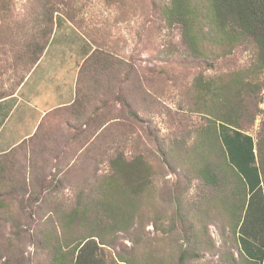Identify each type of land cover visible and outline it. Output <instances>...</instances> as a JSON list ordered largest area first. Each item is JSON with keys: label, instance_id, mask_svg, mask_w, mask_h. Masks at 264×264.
<instances>
[{"label": "rangeland", "instance_id": "obj_1", "mask_svg": "<svg viewBox=\"0 0 264 264\" xmlns=\"http://www.w3.org/2000/svg\"><path fill=\"white\" fill-rule=\"evenodd\" d=\"M168 1L0 0V95L16 88L38 50L65 42L52 40L55 33L95 49L77 76L80 121L59 114L45 123L52 134L41 146L39 199L17 201L24 210L14 218L20 227L11 232L18 242L8 249L9 261L53 263L56 245L69 252L89 225L96 227L99 209L104 233L97 239L106 240L95 250L101 264H261L246 256L239 239L250 194L236 184L242 191L235 194L230 181L229 190L208 185L193 167L206 152L194 145L209 139L200 78L230 81L239 74L253 83L238 93L246 107L233 128L257 144L264 136V72L247 76L253 47L193 55L180 27L168 23ZM50 6L51 32L43 30ZM119 156L146 174L131 191V208L107 190L119 177L113 165ZM257 164L264 193L260 155ZM75 209L91 210L84 213L88 223L67 224ZM128 210L134 219L118 226L114 214Z\"/></svg>", "mask_w": 264, "mask_h": 264}, {"label": "trees", "instance_id": "obj_2", "mask_svg": "<svg viewBox=\"0 0 264 264\" xmlns=\"http://www.w3.org/2000/svg\"><path fill=\"white\" fill-rule=\"evenodd\" d=\"M50 8L51 6L44 11V19L49 22V27L43 30L51 32L53 10ZM163 11L169 24L180 27L182 38L193 55L205 57L206 53L211 52L224 56L239 47L245 49L253 47L254 56L247 76L264 72V0H169ZM38 51L30 69L38 62L44 49ZM198 82L201 87L200 99H203L201 109L209 115L207 125L209 131L205 132L209 139L202 141V144L198 142L194 145L195 149L199 148L206 152H200L199 160L197 159L193 169L206 184L217 189L229 190L230 181L232 191L238 192L235 194L239 195L242 191L236 189L235 184L244 188V194H250L239 239L246 256L262 264L264 193L262 169L257 164V159L260 155L264 162V136L256 144L252 135L233 128L234 125L238 127V119L246 107L238 93L245 87L251 89L253 83L245 81L239 74L230 81H219L216 77L210 79L201 77ZM2 97L3 95H0V98ZM212 151L216 154L215 160L212 159ZM113 165L119 177L108 184L107 190L117 192L124 199L121 201L131 208L134 204L131 200V191L144 184L143 179L146 176L144 168L141 164L133 167L131 163L126 164L122 156L114 159ZM133 181H137V185ZM85 211L91 210L75 209L66 216L67 224L71 226L76 222L83 225L88 223L84 220ZM100 211L103 210H96V227L89 225L87 234L78 240L71 251L65 252L61 245H56L51 264H101L95 252L101 247V243H106V240L97 239L104 233L102 219L97 217ZM128 211L131 213L114 214V222L118 226L124 227L132 222L135 217L134 210Z\"/></svg>", "mask_w": 264, "mask_h": 264}, {"label": "crops", "instance_id": "obj_3", "mask_svg": "<svg viewBox=\"0 0 264 264\" xmlns=\"http://www.w3.org/2000/svg\"><path fill=\"white\" fill-rule=\"evenodd\" d=\"M52 38L65 42L57 49L50 43L16 88L0 98V264H17L15 256L8 259L18 242L11 233L20 227L14 218L24 210L17 201L39 199L41 146L52 134L47 119L62 114L63 120L80 121L77 76L95 49L86 51L75 35Z\"/></svg>", "mask_w": 264, "mask_h": 264}]
</instances>
